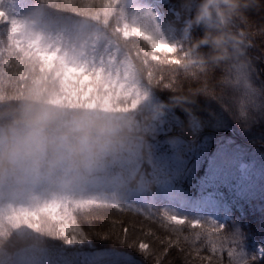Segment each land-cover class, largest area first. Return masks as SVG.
<instances>
[{"label":"rangeland","instance_id":"obj_1","mask_svg":"<svg viewBox=\"0 0 264 264\" xmlns=\"http://www.w3.org/2000/svg\"><path fill=\"white\" fill-rule=\"evenodd\" d=\"M164 1L166 0H121L120 7L113 6V13L116 14L120 10H125L126 16L124 15L125 18L122 19L123 21H119V23L117 22V15L112 18L115 19L113 24H110L108 20L107 28L111 33L118 30L115 38L122 43L123 51L120 49V52L117 54V59L123 63L124 67L130 66L133 74L128 76L127 81L120 78L118 83L115 82L114 78L113 84L108 87L107 91V94H110L113 97V99L109 101V105L111 106L115 104L120 108L126 107L132 112L137 125L142 129L144 137L142 149L149 146L146 144L149 140L145 141L148 139L145 137L147 134L152 135L155 140L166 139V142L168 143L167 151L172 148L176 153L178 152L177 155L174 154L167 157L170 161H175L177 163L180 167V169L177 170L179 172L182 170L183 173H188L190 169H188L187 166L189 165L193 167L191 169V173L194 172L192 185L197 189L198 195L204 196L205 194L212 193L216 196H220L223 201L220 209L214 213V219H216L220 226H222L230 215L225 204H227L228 201L233 202L236 200L235 191L233 192V189H237V193L240 191V189H238L239 186L249 182L247 180L253 174L255 178L250 182V186L256 183V180L260 177L261 173L264 174V154L259 153L262 157L263 164L261 167H256V162L252 158V153L238 148L239 145L236 140L244 139L242 137L236 139L238 127L229 125V122L228 124L224 122L219 124L215 123V125L223 127L228 134L223 143L229 144L228 149L230 154H228L226 159L229 161L233 160V163L226 164L224 160H220L222 156H225V153H222V155L213 150V148H208L206 141L197 142L194 140L193 136L190 137L185 134H180L181 129H184L185 131L188 130L189 132H192V130L196 132L202 128L201 123L198 121L199 115L190 111L186 112L184 109H186L185 107H187V103H189V106L191 104H201L203 101H211L214 99L212 98L214 94L218 96L217 100L219 102V108L226 109L225 107L227 106L225 116H223L225 117V120L226 117L234 118L233 113L236 110L235 106L239 103L242 106V110H244L241 111V113L245 114L246 112L244 117H247L246 119H248V121L251 119L253 120L256 117L262 118V115L264 114V59L259 54H254V44L256 43L264 53V0H249L250 5L246 8L244 13L246 19L242 20L245 23L246 28L249 29L254 40H251L250 42L245 36V27H239L237 24L233 23V29L239 31V34L241 35L240 49L244 48L245 52H241V49L239 54L233 59L237 65L235 63L232 68V70H234L229 83L226 82L227 76H225L224 79V70L227 67L226 63L212 65L209 62L208 64H204V69L201 70L199 68L201 71L195 68L196 72L200 71L197 74L192 73L193 70L178 73L176 68L178 65L160 63V61L165 59L169 61L173 59L182 60L184 53L188 52L185 49L187 47L185 45L188 43H185V29L187 30L188 35L189 29L187 28L189 26L187 23L183 22L182 19L184 18L180 17V14L176 9L169 7L167 16H165L163 12H160L156 5L158 2ZM65 2L66 0H64V4ZM71 2L79 3V9L85 10L87 8L86 0H71ZM37 7H39V5L35 3L19 6L15 3L9 15L20 20H31L34 19L33 15ZM104 10L106 9L104 8ZM62 12L70 11L65 10ZM82 13H84V11H82ZM51 16L53 18L67 17L60 15ZM125 24L128 25L130 33L127 37L123 35ZM140 26H146L149 29L158 30L159 34L162 35L168 43L183 44V48L175 53H169L167 57L159 51L154 52L151 45L148 44L146 40L140 36L131 34L132 27ZM202 35V28H197L191 39L192 43ZM6 45V27L0 25V47ZM201 51L206 53L208 47L206 45L201 46ZM125 55L127 56L126 63H124ZM153 55L157 56L159 59L153 60ZM246 55H249V58H247ZM12 63L15 64V58H13ZM253 63L258 65V68H254ZM124 67L121 68L122 74ZM13 68L16 72L14 75V81L10 82V85L8 84L9 86L7 89L9 90L11 87L16 86L15 83L19 84V88H23L25 83L31 78L41 75L39 72H33L28 68ZM19 72L23 73V77L19 76ZM229 73H231V67ZM136 74H138V83L132 84V80L137 78ZM150 74L152 77L151 81H149ZM57 84L58 87H60L59 82ZM120 85H123V87ZM89 86L95 87V85H85V91ZM68 87L80 88L81 85L69 82ZM137 92H141L139 101L135 109H132V101L136 98ZM105 94L104 87H100L99 91H93L90 93L88 99H85L82 93L79 94L78 101L92 102L97 96H103ZM64 95H66V93H64ZM73 100H77V98L73 97ZM234 100L235 103L232 104ZM179 105L180 107L183 106L181 108L183 110V116L181 117L175 113V106L179 107ZM217 118V121H221L219 115ZM243 131L245 132L246 130ZM258 135H264V130H259ZM228 137H231L232 139L229 140ZM258 144L264 147L263 143ZM209 152L214 153L215 155H210ZM155 157L157 158L160 156ZM206 160L207 163L204 165V169H196L200 162ZM114 170H116V168L111 169V171ZM164 172L160 173L164 174ZM163 180L164 177L161 175L157 181L160 182ZM170 187L173 188V184H171ZM203 200L204 198L195 200L192 202V206L198 211H201L202 208L200 207V203ZM162 204L163 203L158 204V207H156V209L160 211L161 218H165V213H167L169 215L186 218L187 221H199L201 222L200 227L206 226V223L201 221L202 218L187 217L186 214L178 211L179 209L174 210L171 208H165L166 205ZM95 207L98 208L86 209L88 211L85 217H82L84 227L89 228L92 227L93 223H99L97 222V219L101 220V222H107L109 225L107 224L102 232L109 231L108 236L110 237L113 235L116 240H124L126 242L133 241L137 248L140 242L147 243L149 245L147 253L154 251L152 252L156 255L154 259L156 261L160 259L164 262L163 264H182L183 262H185L183 264H187L189 263L188 261H196L198 264H208L207 259L199 262L201 260V255H197L196 253H194L195 257L190 258L193 252L185 249L183 244L180 243V240L178 244L175 243L177 238L169 235L166 225L152 223L145 219V212L137 211L135 209L129 211L123 208L124 211H122L117 210L116 208L113 210L103 206ZM261 208L264 210V206ZM257 218L258 219L255 221L256 224L258 226L261 224V228L263 229L264 212H262V215L259 214ZM182 227L191 228L187 222L182 225ZM207 227L212 228L210 226ZM125 228L128 229L127 233L124 232ZM24 230L30 231L26 229ZM31 234L33 236H39V238L46 236L44 234L35 233L34 231H32ZM54 240L59 241L60 243L62 242L67 247L73 246L66 245L61 239ZM78 240H81V243H84V237L78 235ZM169 240L173 241V244L181 245V249L177 251L179 256L176 254L177 258L175 253L171 252L172 248L170 247L172 246L169 245ZM81 243L75 244V246H79ZM258 251L264 252V246L258 245L256 247L257 255ZM110 252V250H77L75 256L80 258V262H91L100 257L107 256ZM165 252H167V255H165ZM204 254L206 255H204V257L209 256L206 252H204ZM42 256L47 257V255ZM175 259L177 262H175ZM42 264H49V261L45 259L42 261Z\"/></svg>","mask_w":264,"mask_h":264},{"label":"clouds","instance_id":"obj_2","mask_svg":"<svg viewBox=\"0 0 264 264\" xmlns=\"http://www.w3.org/2000/svg\"><path fill=\"white\" fill-rule=\"evenodd\" d=\"M182 5L191 13L187 25L203 30L193 42L197 59L231 62L241 51L233 23L246 19L249 0H182ZM143 141L131 111L99 100L66 99L52 78L37 75L23 88L0 87V207L111 192L106 170L116 165L121 174L133 172Z\"/></svg>","mask_w":264,"mask_h":264},{"label":"snow or ice","instance_id":"obj_3","mask_svg":"<svg viewBox=\"0 0 264 264\" xmlns=\"http://www.w3.org/2000/svg\"><path fill=\"white\" fill-rule=\"evenodd\" d=\"M48 0H41L39 7L34 13V19L20 20L9 15V12L3 7V0H0V25L6 27L7 45L0 47V76H7L13 67L28 68L33 72H39L45 78H52L59 82L61 89L66 95L64 97L73 100L76 97L79 100V94H83L85 99L93 91H99L104 87L105 95L97 96L92 102L97 100L109 105L113 99L107 94L108 87L114 82L118 83L120 78L127 81L128 76L133 74L130 66L124 67L123 63L117 59L120 52L119 45L114 37L117 31L111 35L107 33L108 18L112 14L113 6L120 7L121 0H105L101 7L105 8L104 19L101 25L99 15H93L90 18L73 20L70 17L53 18L44 7ZM53 8H63L64 10L76 11V6L71 0H66L65 4H52ZM84 15V13H78ZM117 22L124 19V12L121 10L116 13ZM92 21H95L93 23ZM128 25L125 24L123 35L129 36ZM131 34L142 37L151 45L152 49L161 52L165 57L169 53H175L183 48V44L168 43L158 30L149 29L146 26L132 27ZM185 37L187 30L185 29ZM15 58V64L12 63ZM153 60L159 58L155 55ZM127 62V56L124 57V63ZM160 63L178 65L183 67L185 72L193 68L204 69L203 63L190 57L189 52L184 53L183 59H165ZM124 67L123 74L121 68ZM132 84L138 83V74ZM23 77V73L19 72ZM151 74L149 81H151ZM69 82L78 83L80 88H69ZM85 85H95L87 87ZM123 87V85H120ZM141 92L136 93V98L132 101V109H135ZM110 106V105H109ZM129 110L128 108H122ZM118 196L114 192H98L92 194H82L77 197L63 199L47 200L36 202L30 205H8L0 207V236L15 237L8 241V248L0 251V264H42L47 259L49 264H80L78 256L69 253L64 247L51 245L49 242L41 240L39 244H31L21 247V243L29 240L38 239L39 236H33L31 233L44 234L53 239H61L66 245H75L81 243L78 235L83 237V231L79 229L71 216V209H83L92 205H106L112 208L123 209ZM167 221L176 226L184 225L186 222L192 228L201 226L199 221H187L186 218L169 215L165 213ZM30 230V231H25ZM14 230H17L14 232ZM127 233L128 229L125 228ZM214 232H220V226L214 225ZM201 235H206L211 245L210 251L216 254L218 249L216 243L211 239L213 233L208 228L202 229V232L196 234V239ZM86 238V237H85ZM187 239V238H185ZM46 244L52 248L63 249V251L50 252L47 257L42 256L39 251L41 244ZM179 243V236L176 242ZM232 243L236 244L235 239ZM169 245L175 246L173 241L169 240ZM135 247V245H130ZM140 252L146 253L149 245L140 242L138 245ZM260 259L264 260V252H257ZM167 255V252H165ZM199 255V250H197ZM229 258L233 256V251L228 250ZM252 261L256 260V255H252ZM207 259L211 264L212 257H201ZM108 264H135V261L128 255H121L113 252L108 260ZM157 264L160 261L157 260ZM242 264H248V259H244Z\"/></svg>","mask_w":264,"mask_h":264},{"label":"trees","instance_id":"obj_4","mask_svg":"<svg viewBox=\"0 0 264 264\" xmlns=\"http://www.w3.org/2000/svg\"><path fill=\"white\" fill-rule=\"evenodd\" d=\"M37 1L41 2V0H37ZM86 2H87V8L85 10L79 9L80 7L79 3L73 2V4L76 6V11L74 12V11L69 10L70 12H65V13H71L73 15H78V13H81L82 11H84V14H87V15H83V16L91 17L93 15L98 14L100 19L104 18L103 14L105 10L103 7H101V5L104 4V0H86ZM53 3L57 5H63L64 0H48V2L44 4V6L51 10V9H54L53 7H51ZM166 5L172 6L174 9H176L179 12L181 18H184V19L190 18L191 13L188 12L186 8L182 5V0H169L168 4ZM167 6L164 7V10L166 12H167ZM55 9L56 11L58 10L60 12L65 11L63 8H55ZM114 17H116V14L114 15L111 14L109 16L108 20L110 24H113L115 22V19H112ZM242 20L243 19L237 18L234 21V23L237 24L239 27H245L244 34L248 38V40L251 42V40H254L253 36L249 32V29L246 28V25ZM197 28L199 29L200 27L192 26L188 28L189 29L188 35L185 38V43L188 42L185 46H187L188 48L186 47L185 49L190 53V57L192 59L199 61L197 59L196 48L193 45L192 40H191ZM120 45L123 46L122 43H120ZM254 45H255L254 54L256 55L259 54L264 59V53L260 50L259 46L256 43ZM241 49H242L241 52H245L244 48H241ZM248 56L246 55L247 58H249ZM235 63L236 62L234 60L226 63V66L228 68L226 67L224 70L225 71L224 79H225V76H227L226 78L227 83H229V80H231L230 77L232 76L233 70H234V69L232 70V68L234 67ZM204 64L205 63H203V65ZM230 67H231V73H229ZM176 68H177L178 73L185 72V70L181 66H178ZM254 68H258V65L254 64ZM196 69L200 70L201 68L200 69L196 68ZM191 70H193L192 73L197 74L202 69L197 72L195 68ZM15 72L16 71L14 70V68H12L11 72H9L7 76H0V87L7 88L11 84L10 82L14 81ZM15 85H16L15 86L16 88H19L18 83H15ZM217 97L218 96L213 94V97H212L214 98L213 100L203 101L201 104H197L199 106L192 105V104L188 106L189 103H187L186 104L187 107H185L186 109L184 110H186V112L190 111V112L197 113V115H199L198 121L201 123L202 128L196 132H194L193 130L192 132H189L188 130L185 131L184 129H181L180 134H185L190 137L193 136L194 140H196L197 142L206 141L207 142L206 145L208 148L210 149L213 148V150L217 151L220 154L225 153V156H222L220 160H224L226 164H231L233 163V160L229 161L228 159H226L228 157V154H230V151L228 149L229 144L223 143L224 140L227 138L228 134L225 132L226 130H224L223 127L215 125V123L219 124L221 122H224L228 124L229 122V125L233 127H238V130L236 132L237 133L236 139L240 137L244 138V139L236 140V142L239 145V146L237 145L238 148H241L244 151H250L253 156L252 158L256 162V167H261L263 162H262V157L259 155V153L264 154V147L260 146L258 143L264 144V135L262 136L258 135V131L264 130V114L262 115V118L256 117L255 119H253L254 122L252 119L248 121V119H246L247 117H244L246 112L245 114L241 113V111H244V110H242V106L239 103L237 106H235L236 110L233 113L234 118L226 117V120H225V117L223 116H225L227 106L225 107L226 109L219 108V105H218L219 102L217 100ZM234 103H235V100L232 102V104ZM182 107H180V105L179 107L175 106V113L179 117L183 116V110L181 109ZM218 108L221 110L218 111L219 110ZM218 115L220 116L221 121H217ZM243 130H246V131L244 132ZM145 137L148 138L145 141L149 140L150 142L147 144H151V145H149L148 148L142 149L143 157L146 156L148 153H150L149 152L150 150L151 151H165L166 150V146L168 145V143L166 142V139L155 140L152 135H148V134ZM228 138L229 140L232 139L231 137H228ZM211 154L215 155L216 152L215 154L210 153V155ZM153 155L154 154L148 155V157H151ZM148 157H145V160L147 162H152V160L149 159ZM261 172H262V169H261ZM254 178L255 177L253 174L250 178H248L247 181L249 182L244 183L243 185L239 186L238 188L240 189L239 192L236 193L237 189H233V192L235 191L236 200L233 202L228 201L227 203L231 218L228 219L222 226H220L218 222L209 219L207 216L202 217L201 221L206 223V226H203V227L192 228L190 224L189 226L191 228H184L182 227V225L176 226L172 224L171 222L167 221L165 218H161L160 212L153 210L149 206L146 207L144 218L149 220L152 223H161L163 225H166L167 226L166 228L168 230L167 232L169 233V235H172L176 238L177 236H179L180 243L183 244L184 248L193 252L190 258L195 257L194 253L197 254V250H199V255H201V257H204L205 255L204 252H206L209 256L212 257L211 264H227V263L228 264H242V261L244 259H248V264H264V260H261L260 257L256 254V247L258 245L264 246V225L262 229L261 224L260 226H258L255 222L258 219L257 216L259 214L262 215V212H264V210L261 208L262 206H264V174L261 173L260 177H258V179L256 180V183L250 186V182L253 181ZM95 206H103V207L114 210V208L106 206V205H92L90 207L83 208V209H77V208L71 209V216L75 222V225L79 227V229H81L84 234L83 235L84 243H81V245L79 246L73 245L72 247H67L62 242L61 244L59 241H56L51 237L42 236L43 238L33 239V240L27 241L26 243H21L20 246H23L25 244H39L41 240H44V241L49 242L51 245H54L57 247L62 246L72 254L75 252V250H79V249L84 250V251L110 250L111 251L110 254H112L113 252H116V253H120L121 255L130 256L135 261V264H157V261L154 259L156 255L152 253L154 251H151L148 253L140 252L136 246L130 247V245H135L134 244L135 242L133 241L126 242L124 240L122 241L116 240L114 238L115 236L113 237V235L109 237L108 236L109 231H105V232H102V230L100 231V229L96 228V225H95L96 223L95 224L93 223L92 227H89V228L84 227L82 217H85L87 211L89 210L88 208L90 209L98 208ZM123 208L129 211L132 210L131 207H128V206L126 207L124 205H123ZM116 209L121 210L118 208ZM122 211L124 210L122 209ZM100 223H105L106 225L108 224L107 222H101V221ZM215 224L217 226H220L219 233L214 232ZM207 226H210L212 228H208ZM205 227L208 228L210 233H213V235L211 236V239L216 243L217 248L224 249L222 253L218 251L216 254H213L210 251L211 245L206 235H201L199 239H196V234L202 232V229ZM259 227L261 230L259 229ZM15 231L17 230H14V232ZM14 238L15 237L0 236V251L6 250L8 248V241ZM233 238L235 239L236 244L232 243ZM174 245L175 246H172L170 248H172L171 252H174L177 258V255H178L177 251L181 249L180 247L181 245L179 246L175 243ZM40 246H47L50 248V250H53L52 247L46 244H43V243ZM228 250L233 251V256L231 258H229V256L227 255ZM110 254H108L105 257H100L97 260H94L91 262H80V264H108V260L111 257ZM252 255H256L257 258L255 261L251 260L250 257ZM158 260L160 261V264L164 263L160 259ZM203 260L201 259L199 262ZM175 262H177L176 259H175ZM188 262L189 263L187 264H198L196 263V261H188ZM208 264H209V261H208Z\"/></svg>","mask_w":264,"mask_h":264},{"label":"bare ground","instance_id":"obj_5","mask_svg":"<svg viewBox=\"0 0 264 264\" xmlns=\"http://www.w3.org/2000/svg\"><path fill=\"white\" fill-rule=\"evenodd\" d=\"M101 220H97V222L99 223H96V228L100 229V230H104L106 228V224L105 223H100ZM109 225V224H108Z\"/></svg>","mask_w":264,"mask_h":264}]
</instances>
